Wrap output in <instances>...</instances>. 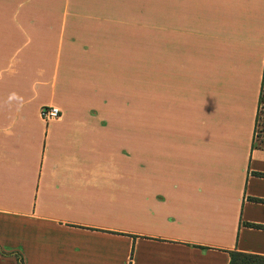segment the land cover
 I'll list each match as a JSON object with an SVG mask.
<instances>
[{"label":"crops","instance_id":"obj_1","mask_svg":"<svg viewBox=\"0 0 264 264\" xmlns=\"http://www.w3.org/2000/svg\"><path fill=\"white\" fill-rule=\"evenodd\" d=\"M122 11L0 1V264L264 257V0H167V148L124 129Z\"/></svg>","mask_w":264,"mask_h":264},{"label":"rangeland","instance_id":"obj_2","mask_svg":"<svg viewBox=\"0 0 264 264\" xmlns=\"http://www.w3.org/2000/svg\"><path fill=\"white\" fill-rule=\"evenodd\" d=\"M27 1L71 3L76 9L85 10L92 5H123L124 25L118 20L115 30H108L115 31L114 36L124 50V129L138 132L142 146L167 148V0ZM254 143L264 147V104Z\"/></svg>","mask_w":264,"mask_h":264},{"label":"trees","instance_id":"obj_3","mask_svg":"<svg viewBox=\"0 0 264 264\" xmlns=\"http://www.w3.org/2000/svg\"><path fill=\"white\" fill-rule=\"evenodd\" d=\"M263 104H264V73H263V80L261 86V94L259 99V113H260V109H262ZM259 113L257 115V121L259 119ZM230 255H231V260L229 264H264L263 256L249 255L241 252H231Z\"/></svg>","mask_w":264,"mask_h":264},{"label":"built area","instance_id":"obj_4","mask_svg":"<svg viewBox=\"0 0 264 264\" xmlns=\"http://www.w3.org/2000/svg\"><path fill=\"white\" fill-rule=\"evenodd\" d=\"M41 117L46 124H49L61 117L62 112L55 106H44L40 110Z\"/></svg>","mask_w":264,"mask_h":264}]
</instances>
